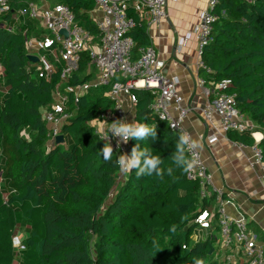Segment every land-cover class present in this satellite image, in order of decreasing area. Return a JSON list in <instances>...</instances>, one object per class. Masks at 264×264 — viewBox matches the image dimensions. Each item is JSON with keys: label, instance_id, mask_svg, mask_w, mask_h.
I'll list each match as a JSON object with an SVG mask.
<instances>
[{"label": "trees", "instance_id": "obj_1", "mask_svg": "<svg viewBox=\"0 0 264 264\" xmlns=\"http://www.w3.org/2000/svg\"><path fill=\"white\" fill-rule=\"evenodd\" d=\"M33 1L9 0V11L0 13V264H194L196 258L224 264L218 239L210 235L220 230L218 214L210 228L195 222L202 210L214 208L216 198L200 197L198 181L174 165L172 152L180 133L152 110V89H133L134 122L157 126L156 138L130 140L129 153L139 143L160 156L162 179H137L135 169L122 174L115 163L118 152L113 149L111 161L100 154L107 142L92 121L114 109L108 85L92 86L77 97L69 94V117L60 134L73 143L64 148V142H55L45 111L55 102L63 65L42 77L28 59L27 40L46 34L27 13ZM52 1L67 4L83 29L100 39L91 16L95 0ZM212 12V39L201 54L210 71L201 68L202 77L208 84L230 79L227 92L235 95L238 109L264 131V0H218ZM129 14L136 16L128 33L136 48L151 44L145 19L132 9ZM89 64L84 51L68 82L92 80L93 73L86 72ZM227 134L254 144L249 132ZM258 146L264 161V136ZM248 226L259 233L252 223ZM20 234L23 249L12 243Z\"/></svg>", "mask_w": 264, "mask_h": 264}, {"label": "built area", "instance_id": "obj_2", "mask_svg": "<svg viewBox=\"0 0 264 264\" xmlns=\"http://www.w3.org/2000/svg\"><path fill=\"white\" fill-rule=\"evenodd\" d=\"M169 1L177 0H135L131 5L128 0H95V5L102 10V17L96 21L100 32V46H89L87 39H91L83 27L76 21L71 8L64 3H55L40 8L33 2L28 4L27 13L33 19H40L46 29V34L38 38L27 40L29 54L38 57L37 68L39 75L49 77L56 65L62 63V84L55 93V102L51 110L45 111L46 119L52 124V137L60 134L63 122L69 117L66 104L69 94L76 97L85 93L90 87L108 85V97L114 103L112 111L102 113L98 118L105 121V127H95V132L119 154L129 153V142L123 143L111 134V122L117 119L127 121V112L123 105L122 96L126 95L135 104L134 88H149L156 93L151 105L154 113L168 124L175 132L190 131L184 126V121L190 111L184 103V97L177 89L178 78L164 72V61L152 45H139L128 33L136 25V16L130 15L132 9L139 18L148 17V24L159 23L165 17V7ZM218 0H209L201 14L200 23L195 32L198 41L200 69L209 72L210 69L201 59L204 47L211 41L212 29L216 15L212 12ZM9 0H0V13L9 11ZM20 13H25L21 10ZM65 29L67 35L61 33ZM89 53L90 64L96 70L95 82L87 81L79 85L68 82L69 76L77 70L81 55ZM208 100L202 113L207 121L214 115L218 116L222 130L227 134L230 130L249 132L254 138L252 154L249 157L251 165L258 168L264 179V161L259 141L264 136L263 130H258L254 122L242 113L238 107L234 94L227 92L231 80L226 78L213 83H207L204 77L199 80ZM216 135H211L214 139ZM193 139H195L193 137ZM188 158L196 161L193 169L187 172L189 179L197 180L200 185L199 195L209 198L213 195L216 203L213 209H204L197 215L195 222L202 229L210 228L212 218L218 214L220 237L217 240L219 253L224 257V264H264V244L259 241V234L248 226L243 214L233 217L226 210V205L235 206L233 199L225 198L216 189L212 174L202 159L199 147L187 152ZM123 174V173H122ZM240 212V211H238ZM200 231L195 238L201 237ZM20 249L24 245H18ZM222 253V254H221Z\"/></svg>", "mask_w": 264, "mask_h": 264}, {"label": "crops", "instance_id": "obj_3", "mask_svg": "<svg viewBox=\"0 0 264 264\" xmlns=\"http://www.w3.org/2000/svg\"><path fill=\"white\" fill-rule=\"evenodd\" d=\"M128 1L132 5L135 0ZM208 1H169L165 7L166 15L159 23L148 24L146 15L142 19H145L151 44L164 61V72L178 78L177 89L190 109L184 126L198 142L202 159L212 174L214 186L225 198L233 199L235 203V206L226 205L227 212L233 217L243 214L248 223H252V227H257L259 241L264 244V179L258 168L253 167L249 161L252 146L231 139L222 130L218 116L214 115L211 121H207L202 113L208 98L199 84L202 74L198 65L200 56L195 28L200 23L202 11ZM33 3L40 8L55 4L52 0H37ZM102 14V10L95 5L91 11L94 20H99ZM35 20L40 28L45 29L40 19ZM20 21L16 25L21 24ZM94 41L92 47H99L100 39L94 37ZM35 64L37 66V61ZM86 72L93 73L94 77L90 81L94 83L96 68L89 64ZM122 99L127 122L132 123L135 104L126 95ZM92 123L98 128L105 127V121L100 119H94ZM213 134L216 137L210 139Z\"/></svg>", "mask_w": 264, "mask_h": 264}, {"label": "clouds", "instance_id": "obj_4", "mask_svg": "<svg viewBox=\"0 0 264 264\" xmlns=\"http://www.w3.org/2000/svg\"><path fill=\"white\" fill-rule=\"evenodd\" d=\"M157 126H149L148 124H142L137 122L128 123L125 119H117L111 122V134L118 137L123 143H127L129 140L135 139L143 141L148 138L155 139L157 132ZM199 147L198 142L187 132L182 131L178 137V141L175 145V151L172 152V160L176 167L183 169L184 172H190L196 161L191 160L187 156V152ZM105 161L112 160V154L114 152L110 142L104 143L103 148L99 150ZM119 167L121 173H130L133 169L136 170L137 179L143 176L155 175L159 178H163L165 175V169L161 167L163 160L160 156L154 155L149 148H141L137 143L132 149L131 154H120L115 161ZM167 174H172V168L167 169ZM170 231H175L173 226ZM21 237L15 236L12 239L13 246L20 245ZM194 264H204L203 259L196 258Z\"/></svg>", "mask_w": 264, "mask_h": 264}, {"label": "rangeland", "instance_id": "obj_5", "mask_svg": "<svg viewBox=\"0 0 264 264\" xmlns=\"http://www.w3.org/2000/svg\"><path fill=\"white\" fill-rule=\"evenodd\" d=\"M23 21V19L20 21V22H22ZM3 24V23H2ZM4 24H6V23H4ZM95 41H96V39H95ZM95 41H94V37H92L91 39H87V42H88V44H89V46H94V43H95ZM2 90H3V93H5L6 91L4 90V88H2ZM48 125H50V122H48ZM72 140L71 139H69L68 141H66L65 143H64V148H68L69 146H71L72 145ZM203 233L204 232H207V231H202ZM21 235L22 234H20V237H21ZM210 235H211V237H213V238H215V239H218L219 237H220V231L219 230H212L211 232H210ZM222 254V253H221Z\"/></svg>", "mask_w": 264, "mask_h": 264}, {"label": "water", "instance_id": "obj_6", "mask_svg": "<svg viewBox=\"0 0 264 264\" xmlns=\"http://www.w3.org/2000/svg\"><path fill=\"white\" fill-rule=\"evenodd\" d=\"M61 33L67 35V31L65 29H62ZM28 59L31 60L32 62L38 61V57L36 55H32V54H28ZM55 142L57 144L64 142V136L62 134L57 135L55 137Z\"/></svg>", "mask_w": 264, "mask_h": 264}]
</instances>
